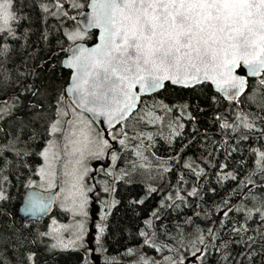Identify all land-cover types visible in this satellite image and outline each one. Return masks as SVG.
Returning <instances> with one entry per match:
<instances>
[{"label":"snow or ice","instance_id":"6c2138e0","mask_svg":"<svg viewBox=\"0 0 264 264\" xmlns=\"http://www.w3.org/2000/svg\"><path fill=\"white\" fill-rule=\"evenodd\" d=\"M13 4L14 0H0V91H4L3 86L10 79L7 64L11 60V47L7 41L9 38L13 41L18 39L14 25L19 23L20 17L13 10ZM63 5L64 0H48V3L41 4V8L45 13L52 9L53 16L61 13L67 16ZM74 6L80 7L75 3ZM88 7L91 12L87 27L99 29V43L91 48H72L71 55L64 61V66L72 70L71 86L66 92L73 95L74 103L81 110L79 125L62 119V116L67 115L66 110L61 113L62 93L57 98L55 116L48 118L47 134H59L63 142L48 140L38 152L43 159L36 173L41 179L39 186L50 195L30 196L24 208L26 215L46 212L51 207L53 196H62L65 211L74 216L88 217L87 193L92 192L93 188L86 187L84 183L89 172L85 161L91 157L100 159L111 146L107 139L93 131L89 126L90 121L83 113L103 117L111 127L129 117L142 94L156 93L165 88L166 83L191 88L210 81L229 100L234 101L246 94L249 77L259 78L253 85V93L247 97L249 107L251 102H255L259 111L251 119L249 113L242 111L237 115V124H229L225 120L220 127L232 128L233 131L239 129L241 139L244 140L257 131L260 137H264V115H261L264 113V0H91ZM67 35L70 40L83 38L79 31ZM241 66L246 70L244 76L237 74ZM257 89L261 90L259 96ZM27 92H31L30 87L25 88L20 96ZM32 95L37 93L32 92ZM18 101L19 97L15 94L0 96V122L7 123L6 117L14 121L11 133L0 125V201L8 199L5 186L10 183L8 169L12 161L9 156L20 159L37 154L31 151L33 145L29 143V140L35 139V133H27L32 121L16 119ZM31 107L35 109L42 106L32 104ZM36 118H39V113ZM257 120L261 126L257 125ZM61 125H68L73 130L69 133ZM110 134L116 139L115 133ZM119 143L124 145L125 140L121 139ZM252 151L258 157V168L245 180L239 181V189L242 191L238 195L245 199L241 205L234 207L229 206L228 200L223 201L226 206V210L222 211L223 217H228L233 211L242 215L243 221H235L231 229L232 237L239 239H229L217 246L210 244L203 235H197L195 239L188 241L195 249L191 253L189 264H194L195 261L203 264L210 255L209 248L215 252L224 249L218 264H244L245 259L248 264H252V258L256 255L264 257V150ZM111 159L114 162L118 157L113 153ZM57 161L60 162L59 169ZM184 168H191L197 179L202 176L203 170L197 171L190 163H185ZM219 168L226 169L227 164L221 163ZM101 170L105 176L112 175L111 171ZM164 171L170 170L165 168ZM254 176H258L259 180L253 179ZM217 177L218 182L237 180L233 172H225L222 176L217 173ZM101 183L105 185V193L113 191L107 180ZM28 187L33 185L29 183ZM55 188L59 192L51 193V189ZM155 191L156 189H149L150 193ZM187 196H198L197 189L193 187L187 192ZM176 198L181 201L185 199L179 192L176 193ZM102 204L106 205L107 201ZM104 218L101 215V221ZM249 222L257 224V227L253 229ZM145 223L151 225L150 221ZM219 223L223 225L224 221L220 220ZM96 229L94 242L99 249L104 227L97 223ZM10 231L11 236L8 232L0 231V264H13V259L8 256L9 250L12 251L15 264H34L36 254L27 248L28 238L18 234L14 228ZM61 231L68 233L67 242L63 236L55 235ZM249 231L254 232V235H248ZM207 232L211 240L219 239L215 235V229L208 228ZM49 235L57 240V243L51 245L53 249L79 251L85 247V221L77 220L74 224L53 227L48 232L39 233L41 237ZM140 235L145 236V233L142 231ZM144 243L147 245L150 242L145 239ZM181 244H184L183 240ZM198 245L205 247L200 248ZM230 245L239 246L242 250L233 254ZM257 246L259 252L256 251ZM156 250L160 251L159 248ZM92 251L88 249L89 253ZM131 253L132 250L129 249L127 254ZM186 259H181L179 264H185ZM82 264H89L87 257L83 258ZM104 264L116 262L106 259ZM137 264L149 262L141 257ZM152 264L160 262L154 261ZM163 264L177 262L171 257H165Z\"/></svg>","mask_w":264,"mask_h":264},{"label":"trees","instance_id":"16d2710c","mask_svg":"<svg viewBox=\"0 0 264 264\" xmlns=\"http://www.w3.org/2000/svg\"><path fill=\"white\" fill-rule=\"evenodd\" d=\"M87 2L64 0L67 16L63 13L53 16L52 9L45 13L41 8V4L48 3V0H14L13 10L20 17L19 23L14 25L18 39L13 41L9 38L7 41L11 47V60L7 64L10 79L3 86L4 91H0V96L15 94L19 97L16 119L32 121L27 133H35V139L29 143L33 145L31 151L37 154L20 159L9 156L12 161L8 169L10 183L5 186L8 199L0 201V231L11 236L10 229L14 228L18 234L27 237V248L36 254L34 264H82L84 257L88 258L89 264H104L106 259L115 260L116 264H137L141 257L149 264L154 261L163 264L165 257H171L177 264L187 258L185 264H189L195 249L188 241L197 235H203L210 244L217 246L229 239H239L232 237L231 229L235 221H243L242 215L233 211L228 217H223L222 211L226 210L223 201L228 200L229 206L233 207L242 204L245 197L238 195L242 191L239 181L257 170L258 157L252 150H264V137H260L257 131L244 140L239 129L221 128L220 124L227 120L235 125L237 115L242 111L250 114L249 119L259 111L255 102H251L249 107L247 100L259 78L249 79L246 94L234 101L223 100L208 84L193 88L166 84L157 94L142 98L137 111L119 126L107 132L95 127L111 146L106 151L109 163L103 168L99 166L105 157L91 162V168L97 169V173L92 168L90 171L95 175L87 180L89 187L93 188L88 193L89 229L85 247L79 251L53 249L50 236H39L40 232L48 231L51 217L67 220L68 212L55 206L49 216L38 220H25L19 215L23 196L32 188L28 187L29 183L38 179L36 173L42 162L38 152L50 138L47 134L48 118L55 116L57 98L64 94L61 111L73 108L64 91L69 71L61 66V61L72 44L66 30L80 28L77 15L85 9ZM74 3L81 6L77 8ZM83 33L80 41L88 45L95 42V31ZM239 72L243 73V70L240 68ZM29 87L31 92L20 96ZM260 91L256 90L257 96ZM32 92L37 95L33 96ZM32 104L42 107L33 109ZM37 113L39 118H36ZM5 119L7 123L0 122V125L11 133L14 121ZM256 123L261 126L258 120ZM110 133H115L116 139ZM121 139L125 140L124 145L119 143ZM113 153L118 159L111 166ZM185 163L192 164L197 171L202 169V176L197 179L191 168H184ZM221 163H226L227 168L220 169ZM165 168L170 171L165 172ZM101 169L111 171L112 175L105 176ZM225 172H233L237 180L218 182L217 173L222 176ZM253 179L259 180V177L254 176ZM103 180L108 181L113 191H103ZM193 187L197 189L198 196L188 197L187 192ZM150 188L156 191L150 193ZM177 192L185 198L183 201L176 198ZM111 195L115 204L111 211L104 212L109 214L102 222L104 233L98 249L94 242L97 234L95 222L104 208L102 202ZM141 200L144 202L139 203ZM220 220L224 221L223 225ZM251 227L254 229L257 224H251ZM208 228L215 229L218 240H211ZM142 231L145 236L140 235ZM248 235H254V232L249 231ZM145 239L150 243L146 245ZM88 249L93 251L89 253ZM129 249L132 250L130 255L127 254ZM230 249L233 254L242 250L236 245H230ZM256 251L259 252L258 246ZM209 252L203 264H218L224 249L215 252L209 248ZM8 256L15 264L11 250ZM194 264L201 262L195 261ZM244 264H248L246 259ZM252 264H264V257L256 255Z\"/></svg>","mask_w":264,"mask_h":264},{"label":"water","instance_id":"95a60500","mask_svg":"<svg viewBox=\"0 0 264 264\" xmlns=\"http://www.w3.org/2000/svg\"><path fill=\"white\" fill-rule=\"evenodd\" d=\"M91 0H88L86 6H85V9L81 10L78 15H77V22L80 26V28L84 31V32H90V31H95L96 32V37H95V42L92 43V44H87L83 41H77L75 43H72L71 45H69L68 49H67V55L62 59L61 61V66L65 69V70H68L69 71V77H68V80H67V83L65 85V88H64V91H65V95L70 103V105L77 111L81 112V110L79 109V107L74 103V97L72 94L70 93H67L66 92V89L68 87L71 86V76H72V70L71 69H68L67 67L64 66V61L68 58V56L71 55V49L74 48V47H85V48H91V47H94L97 43H99V29H95V28H88L87 27V19H88V15L90 14L91 12V8L88 7V5L90 4ZM242 69L243 70V73H240L239 72V69ZM238 70H237V74L238 75H241V76H244L246 75V70L243 68V66H241ZM257 77H249L248 78V81H247V84H246V91L248 89V85H249V79H256ZM166 84H169L171 85L170 83H166ZM202 84H208L211 86V88L213 89V91L215 93H217L223 100H227V101H232V100H229L227 96H225V94L221 91H219L216 86L214 84H212L210 81L208 82H204ZM198 85H201V84H198ZM196 85V86H198ZM173 86V85H171ZM174 87H179V86H174ZM195 87V86H194ZM182 88V87H180ZM193 88V87H191ZM138 90V89H137ZM162 90V89H161ZM161 90H158L156 93H147V94H142L140 99L137 101V104H136V108L133 110L132 113H130L129 117L130 118L136 111L137 109L139 108V105H140V101L142 98L144 97H148V96H151V95H154V94H157L158 92H160ZM240 97H238L237 99H239ZM236 99V100H237ZM85 114L89 119L90 121L95 125V127L100 130V131H104V132H107V130L109 129H112V128H115L117 126H119L120 124H122L124 121H126L128 118H126L125 120H122L118 123H114L111 127H109L106 122L104 121V118L103 117H94L91 113H83ZM51 193H58V188H55L53 190H51ZM48 195H50L49 192H45V191H41V190H38L36 188H30L26 191V193L24 194L23 196V199H22V203L21 205L19 206V209H18V213L19 215L25 219V220H38V219H41V218H44L46 216H49L53 210H54V207H55V200H56V196H53V199H52V202H51V207L46 211V212H43V213H38L36 215H26L25 212H24V208H25V205L28 201V198L30 196H35V197H47Z\"/></svg>","mask_w":264,"mask_h":264},{"label":"rangeland","instance_id":"374dc122","mask_svg":"<svg viewBox=\"0 0 264 264\" xmlns=\"http://www.w3.org/2000/svg\"><path fill=\"white\" fill-rule=\"evenodd\" d=\"M81 6V5H80ZM75 31H79V32H81L83 35H84V33H83V30L82 29H80V28H74V29H72V30H66V35L68 34V33H73V32H75ZM67 38H68V35H67ZM69 41H70V43H75V42H77V41H80L81 40V38H77V39H74V40H70V39H68ZM67 111V115L66 116H62V119L63 120H66V121H73V123L75 124V125H79V119H80V114H81V112H79V111H77V110H75L74 108H69V107H67L66 109H64V110H62L61 111V113H63L64 111ZM83 116L84 117H86L89 121H90V119L85 115V114H83ZM58 118H61V117H58ZM92 129H93V131L95 132V133H99V131L95 128V126L92 124V122L90 121V125H89ZM61 127L62 128H64V129H66L67 130V132H71L72 130H73V128H71V127H69L68 125H61ZM100 134V133H99ZM100 136L102 137V135L100 134ZM103 138V137H102ZM51 139H57V140H60L61 142H63L62 141V137H60V135L59 134H56L55 136H51L50 135V138L48 139V140H51ZM104 139V138H103ZM106 151H107V149L105 150V152H104V154H103V156L101 157V158H103V157H106L105 155H106ZM64 159V157H63V155L61 156V160H63ZM105 159V158H104ZM93 160H98V159H96V158H94V157H91V158H88L86 161H85V163H86V165H87V167H88V169H89V172H88V176H86L85 177V180H84V183H85V185H86V187H89V185L87 184V180H91V176H92V173H91V162L93 161ZM105 161V160H104ZM112 159H111V166L113 165L112 164ZM42 163H43V159H42V162H41V164L39 165V167H38V169L40 168V166L42 165ZM104 164V163H103ZM59 167H60V162L59 161H57V168L59 169ZM109 169H112L111 167L109 168ZM38 171V170H37ZM91 174V175H90ZM38 176V175H37ZM40 183H41V179H40V177L38 176V179H37V181H35V182H33L32 183V185H33V188H36V189H38V190H41V191H45L42 187H40L39 185H40ZM51 190H53V189H51ZM58 192H59V189H58ZM87 195H88V193H87ZM104 200V199H103ZM105 201H107V204L106 205H103L104 206V208H103V210L99 213V217H98V219L96 220V222H95V228H96V224L97 223H100V224H102V222L103 221H101V219H100V217H101V215H103L105 218L107 217V214H109V213H104L105 211H111V208L114 206V204H115V201H113V196L111 195V197H107V198H105ZM55 206H57V208L60 210V211H65L64 209H65V207H66V205H62V196H56V200H55ZM87 211H88V205H87ZM65 212H68V219L67 220H59V219H57L56 217H51L50 218V220H49V225H48V231H49V229L50 228H53V227H56V228H59L61 225H70V224H74L77 220H84L85 221V227H86V229H87V232H88V229H89V226H88V217H78V216H74L71 212H69V211H65ZM88 213H89V211H88ZM104 218V219H105ZM53 221H55L56 223L55 224H53ZM89 223H90V221H89ZM103 225V224H102ZM47 231V232H48ZM96 231H97V229H96ZM55 235H57L58 237L59 236H63L64 238H65V242H67V237H68V233H65V232H63V231H61L60 233H56ZM50 237H51V239H52V242H53V244L54 243H57V240L56 239H53V237L51 236V235H49Z\"/></svg>","mask_w":264,"mask_h":264},{"label":"flooded vegetation","instance_id":"af4514ba","mask_svg":"<svg viewBox=\"0 0 264 264\" xmlns=\"http://www.w3.org/2000/svg\"><path fill=\"white\" fill-rule=\"evenodd\" d=\"M107 155H108V152L106 153V157H105V161H104V164H102L101 162L99 163V166L100 167H104L105 165H108V163H109V161H108V159H107ZM92 168H93V172L95 171V173H97V169H95L93 166H92ZM92 174H94V173H92ZM91 175V174H90ZM95 175V174H94ZM91 179H92V177H91Z\"/></svg>","mask_w":264,"mask_h":264}]
</instances>
